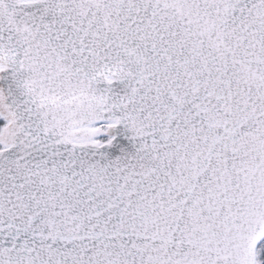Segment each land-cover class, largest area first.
<instances>
[{
  "label": "snow or ice",
  "instance_id": "obj_1",
  "mask_svg": "<svg viewBox=\"0 0 264 264\" xmlns=\"http://www.w3.org/2000/svg\"><path fill=\"white\" fill-rule=\"evenodd\" d=\"M0 264H264V0H0Z\"/></svg>",
  "mask_w": 264,
  "mask_h": 264
}]
</instances>
